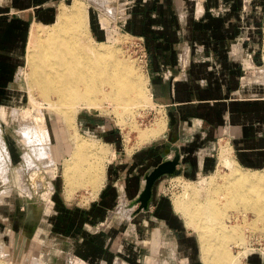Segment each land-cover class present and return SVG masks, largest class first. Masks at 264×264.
<instances>
[{"label": "crops", "instance_id": "obj_1", "mask_svg": "<svg viewBox=\"0 0 264 264\" xmlns=\"http://www.w3.org/2000/svg\"><path fill=\"white\" fill-rule=\"evenodd\" d=\"M44 1L15 0L0 8V74H12L22 64L30 26L36 21L30 24L28 15L33 10L39 16ZM246 1L139 0L134 5L128 27L144 40L148 87L154 102L164 108L167 131L158 141L130 154L118 146L117 131L109 129L115 138L107 185L86 209L57 215L70 219L69 224L75 222V227L56 229L71 236L72 251L82 260L93 264H205L200 234L187 226L174 201L161 194L160 183L179 175L165 174L156 181L149 209L130 216L150 226L131 227L130 239L126 228V233L121 232L123 243H117L120 231L116 229L97 227V232L86 227L106 220L119 199L135 200L145 187L146 174L177 151V167L188 178L213 168L216 143H221L219 153L226 147L240 166L264 168V87L246 81L262 65L264 0ZM45 11L50 17L42 20L49 22L53 8ZM91 28L103 39L97 23ZM133 235L141 236L143 243ZM243 259L240 264H264V256L255 252Z\"/></svg>", "mask_w": 264, "mask_h": 264}, {"label": "rangeland", "instance_id": "obj_2", "mask_svg": "<svg viewBox=\"0 0 264 264\" xmlns=\"http://www.w3.org/2000/svg\"><path fill=\"white\" fill-rule=\"evenodd\" d=\"M14 1L15 0H0V8L12 4ZM74 1L75 0H46L41 3L39 16L35 15V11L31 10L30 16L28 15L29 19L31 18L30 24L33 20L36 21H33L30 26L29 38L28 42L25 44L22 64L20 67L16 66L17 68L12 74H0V127L4 131V137L8 144L11 159L6 164L9 174L8 179L5 180V184L0 183V187L6 186L5 188L0 189V264H93L89 261L82 260L75 251H72L73 240L70 238L71 236L61 234V232L56 229V227H60V229L67 228L70 227L71 224L74 227L76 226L75 222H70L69 224L70 219L65 221L64 218H58V213L62 212V214H65L67 210L71 209L76 212L86 209L92 204L93 200L99 198V193L107 185L108 169L114 153V146L112 142L115 138L113 134L109 133V129L117 131L116 141L119 142L118 146L127 150L130 154L146 144L158 141V138L162 137L160 136L155 140H148L143 138V134L147 133L151 130V128H153V126H155V122L158 117L163 115L166 116L164 108L156 103L141 105L135 108L133 107V104L125 105L106 99L107 97H105L103 92L111 90L110 84L100 82L99 86L102 93L99 91L100 93L96 95V97H98V102L96 101L90 104L87 103V107L86 102H84L85 104L82 102L66 104V107L63 106V109L65 110L62 112L57 111L60 109L57 105L54 107L50 105V109L47 100L42 98L43 96L40 89L37 86H34L35 88L33 87V74L30 75L32 65H29L27 58H29V54L31 53L30 50L36 52L40 50L36 29L38 30V28H41L40 25L52 22L56 17L58 7L60 5H67L66 7L70 9ZM80 1L85 3L86 8L88 7V27L90 28L94 39L98 42H104L113 48L118 57L124 58L127 63L130 62L129 64L132 65L138 76H143L145 79L147 78L146 81H148L145 57H143V48L145 46L144 40L140 36L132 33L128 27L134 5L137 4L139 0ZM249 1L250 0H247L246 2ZM46 8H53V18L49 22H43L42 20L50 17V13L45 11ZM27 14L24 16L27 17ZM93 22L97 23L99 28L102 30L103 39H99L96 35H94L91 28ZM260 51L262 56V65L259 66L260 70L258 69L260 72L257 73L254 78L252 76H248L250 79L248 80L247 78L246 81H256L261 83L264 87V76L260 75L264 72V36L260 44ZM247 70L248 72L253 71L252 68ZM105 76L106 74L103 75V77ZM8 79H10L9 82ZM146 86H148V82L146 83ZM36 87L38 89H36ZM50 97L55 99L53 96ZM78 103L80 106H78ZM95 103L96 105H93ZM37 106L44 109L45 122H48L51 129L50 137H46L45 141L42 140L43 137L39 134H34L27 139L24 136V133L19 130V123L21 121H15L11 116L13 110H19V112L24 114L26 118H29L31 123L35 124L31 120H33L32 113L34 112V107L38 108ZM94 106L97 107L98 110ZM92 108H95V110ZM63 112L64 114L67 113L69 116L62 114ZM72 113L75 114L73 115ZM6 114H10V116L5 121L3 119ZM70 116L72 119L68 118ZM65 119L70 120V122ZM166 127L163 134L167 131ZM74 129L77 130L78 134L83 135L82 137L87 140L90 139L92 142L94 141L95 145L92 147L94 149L89 148L90 151H88L90 152V156H92V152L95 153V151L97 153L100 152V154L104 153L106 156L109 154V157L107 156L108 161L105 168L104 183L102 188L97 191L98 193L95 189L93 190L94 187L92 185L87 184L86 182H80L81 184L79 183L75 185V187H72L74 190L72 189V191H70V197V192H67L66 182L62 176V169L65 164L64 161L69 159L73 152V136L77 134ZM71 132L73 135L72 138ZM48 140L50 143H48ZM42 142L45 143V145H43V149L40 150L37 146L34 147V144ZM220 145L221 143L213 145V168H210L208 172L201 173L193 178L185 177L183 174H180L177 178L167 177L160 183L161 194L169 197L173 201H175L176 198L181 197L185 200V203L190 201L193 205H199L200 202L205 203L208 200L212 201V205L221 208L219 219L225 224H232L231 226H234L232 229H230V227L227 230L228 232L226 231L229 235L228 243L231 247L229 250L230 259H232L234 255H242L243 259L247 253L249 254L254 252L264 256V218L258 216L259 214L251 208L250 203L242 202L241 204V202H239L237 206H230L229 192L227 193L229 188L226 187V185L231 184L232 180H234L235 176L233 177V172L235 168L240 171L246 170L247 172L250 171L251 173L256 174H260V172L261 174H264V168L252 170L240 166L233 159L227 148L224 147V150L222 149L221 153H219ZM35 148L37 151H40H38V153L34 152L33 154L32 151H35ZM23 150L31 155L30 159L33 164H31L30 167L29 165L26 166L23 163ZM224 155L228 157L225 158ZM34 159H37V162L39 161L38 164ZM22 164L25 167V172H23L22 177H20L18 169ZM34 173H36V175ZM37 175L43 176L45 178V182L40 181V179L37 178ZM50 177L52 178L50 179ZM32 178L36 179V183H30ZM24 179L25 181H23ZM21 182L26 183V186L31 188L30 192L32 191L33 194L31 192L30 199L32 198V201L30 200L29 202L23 198L19 185ZM231 199L232 198H230V200ZM133 201L127 200L124 197L119 199L115 206L108 210L109 217L106 220H101L99 224L90 223L86 229L88 228V231L96 230L97 232L98 228L116 229L118 232L120 231V240H117V238L116 240L118 241L117 243L120 242L119 244H121L125 241V235L121 234V232L126 233L124 230L128 228L127 236L129 237L128 239H130V236H132L131 227L150 226L146 221L145 223H141L137 218L135 220L130 218L132 213H134L139 206V204L132 206ZM205 205L208 204L205 203ZM30 208L33 210V215H31L33 217L32 219H30L31 217L29 216ZM129 208H132V210ZM190 210L195 211L196 209L191 208ZM186 213L188 215L185 214L184 210L182 215L184 216L187 226L196 230L198 234H200L199 236L202 237V230L199 229L198 226L200 224L207 223L208 218L201 214H195L196 218L194 219L196 220V225L194 226V223H191L195 227L194 228L191 224L189 226V223L191 222V214H189V211H186ZM28 218L30 221L34 220L37 226L30 227V224L28 225ZM133 224H136V226ZM22 227H24L23 230ZM118 234L115 236L117 237ZM27 236L29 238H27ZM140 237L141 236L138 237L137 235H133L134 239L138 238L139 242L143 243V240ZM28 242H30V245ZM114 243H116V241H114ZM144 244L148 246L150 242L144 241ZM243 260H245V258ZM212 264L224 263L219 262V260H213Z\"/></svg>", "mask_w": 264, "mask_h": 264}, {"label": "bare ground", "instance_id": "obj_3", "mask_svg": "<svg viewBox=\"0 0 264 264\" xmlns=\"http://www.w3.org/2000/svg\"><path fill=\"white\" fill-rule=\"evenodd\" d=\"M66 6L60 5L58 7L56 17L53 19V21L47 24L40 25L41 28H38V30L36 29L40 50L38 52L30 50L31 53L29 54V58H27L29 61V65H32L30 75L33 74V87L37 86L40 89L43 96L42 98H44V100L46 99L49 103V108L50 105L52 107L57 105L60 107V109L58 108L59 110L57 111L62 112L65 110L63 109V106H65L66 104H75L77 102H86L87 107V103L90 104L98 100V97H96V95H98L100 93L99 91H101L99 86L100 82L111 85L110 91L103 92L105 97H107L106 99L113 100L114 102H118L120 104L125 105L133 104V107L135 108L141 105L155 103L151 97L149 87L146 86V83L148 82L146 81L147 78L145 79V77L143 76H138L137 73H135V70L133 69L132 65L129 64L130 62L127 63L124 58L118 57L114 49L111 48L109 45L105 44L104 42H98L94 39L91 34V30L88 27L89 25L87 19L89 17V14L87 11L88 7L86 8L85 3L80 0H75L72 3V7L70 9ZM104 74H106L105 77H103ZM37 87L36 89H38ZM50 96L55 97V99L51 98ZM93 105H96V103ZM78 106H80V104ZM95 108L98 110L97 107ZM95 108L92 109L95 110ZM33 111V120H30L33 121L35 124L31 123L29 121V118H26V116L20 113L19 110H13L11 116L14 118L15 121H21L19 123V130L20 132L24 133V136L27 139L33 136L34 134H39L43 137L42 140L45 141L46 137H50L51 129L49 127L48 122H45L44 109L34 107ZM62 114H64V112ZM64 115L66 116L67 113ZM9 116L10 114L4 115L3 120L6 121ZM70 117L68 118L72 119V117ZM65 120L70 122V120L68 119ZM71 125L69 126L72 127L73 125ZM166 126V116L163 115L161 117H158L155 122V126H153V128H151V130L147 133H144L143 138L149 140L160 137L164 133ZM75 132H77V130H75ZM72 136L73 135L71 132V138ZM82 136L83 135L78 134V132L77 134H75V136H73V152L71 154V157L64 161L65 164L62 169V176L65 179L68 193L72 191V189L74 190V188L72 187H75V185L79 184L80 182H86L87 184L92 185L94 187L93 190L95 189L96 192L99 191L103 185L105 168L109 154L107 155V157L106 154H100V152L97 153L94 150L95 153L91 151L92 156H90V152H88L90 151L89 148L94 149L92 147L95 145V143L94 141L92 142V140L89 139L91 141L90 142ZM48 143H50L49 140ZM43 145H45V143L42 142L39 144H34V147L37 146L41 150L43 149ZM36 148L35 151H32L33 154L34 152L38 153V151H40H37ZM22 152L23 163L26 166L29 165L30 167V165L33 164L30 159L31 155H29L25 150H23ZM226 157L228 156H225V158ZM9 160L11 159L8 144L4 137V131L0 127V183L5 184V180L8 179L9 174L7 170L8 167L6 164ZM24 169L25 167L22 164L18 169L20 177H22L23 172H25ZM249 172H247L246 170L240 171L235 168L233 172V177L235 176L234 180H232L231 184L226 185V187L229 188V190H227V193L229 192L228 195L230 198H232L231 200L229 198V205L237 206L239 202H241V204L242 202L250 203L251 208L254 209L257 214H259L258 216L264 218V174H261V172L260 174ZM34 174L36 175V173ZM37 178L40 179V181L45 182V178L43 176L37 175ZM51 178L52 177H50V179ZM35 180L36 179L32 178L30 183H36ZM23 181H25V179ZM19 185L23 198L30 202V200L32 199H30V194L32 192H30L31 188L27 187L26 183L21 182ZM5 187L6 186H2L0 187V189H3ZM70 194L71 192L69 193V197ZM205 203L208 205H205ZM205 203L200 202L199 205H193L192 203H190V201L185 203V200L181 197L176 198L174 201L175 207L178 212L184 213L185 210L186 215H188L186 211H189V214H191V222L189 221V226L191 223H194V226L196 225V220L194 219L196 218L195 214H201L204 217L208 218L207 223H203L198 226L199 229L202 230L200 231L202 235L201 240L204 257L203 259L205 264H212L213 260H219V262H222L224 264H239L241 262L242 255H234L232 259H230L229 256V250L231 247L228 243L229 235L226 233V231L230 227V229H232V227L234 228V226H231L232 224H225L219 219L221 208L212 205V201L210 200ZM191 208H194L196 210H190ZM29 211V216L31 217L30 219H32V208H30ZM30 219L28 220V225L30 224V227H36V222L34 220L30 221ZM192 224L191 226L194 227ZM23 228L24 227H22V230ZM27 238L29 237L27 236ZM28 243L30 245V242Z\"/></svg>", "mask_w": 264, "mask_h": 264}, {"label": "water", "instance_id": "obj_4", "mask_svg": "<svg viewBox=\"0 0 264 264\" xmlns=\"http://www.w3.org/2000/svg\"><path fill=\"white\" fill-rule=\"evenodd\" d=\"M179 161L180 154L177 151L173 158L161 162L146 174L145 187L132 203V206L139 204L134 213L149 209L153 198V188L158 179H160L165 174H168L170 176H177L182 173V169L177 167Z\"/></svg>", "mask_w": 264, "mask_h": 264}, {"label": "built area", "instance_id": "obj_5", "mask_svg": "<svg viewBox=\"0 0 264 264\" xmlns=\"http://www.w3.org/2000/svg\"><path fill=\"white\" fill-rule=\"evenodd\" d=\"M143 50H144V56L143 57H145V66H146L147 65L148 56H147V51H146L145 46H144Z\"/></svg>", "mask_w": 264, "mask_h": 264}]
</instances>
